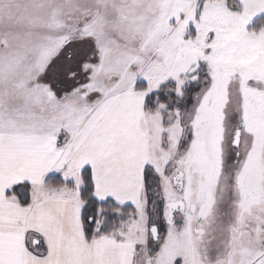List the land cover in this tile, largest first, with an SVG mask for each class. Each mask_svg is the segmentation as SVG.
Listing matches in <instances>:
<instances>
[{"label": "snow or ice", "instance_id": "snow-or-ice-1", "mask_svg": "<svg viewBox=\"0 0 264 264\" xmlns=\"http://www.w3.org/2000/svg\"><path fill=\"white\" fill-rule=\"evenodd\" d=\"M0 264H264V0H0Z\"/></svg>", "mask_w": 264, "mask_h": 264}]
</instances>
